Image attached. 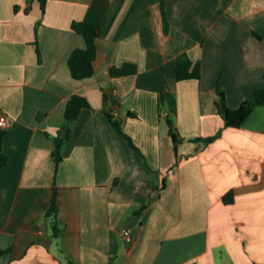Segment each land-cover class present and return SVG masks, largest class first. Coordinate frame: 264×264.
<instances>
[{
  "label": "crops",
  "instance_id": "1",
  "mask_svg": "<svg viewBox=\"0 0 264 264\" xmlns=\"http://www.w3.org/2000/svg\"><path fill=\"white\" fill-rule=\"evenodd\" d=\"M76 21L100 27L94 75L81 81L68 65L85 47ZM184 54L199 79L177 81ZM127 63L134 74H111ZM262 88L264 0H47L44 11L0 0V264H264V105L235 129L217 106L218 89L237 109ZM75 94L91 109L56 171ZM54 191L58 238L46 217Z\"/></svg>",
  "mask_w": 264,
  "mask_h": 264
},
{
  "label": "trees",
  "instance_id": "2",
  "mask_svg": "<svg viewBox=\"0 0 264 264\" xmlns=\"http://www.w3.org/2000/svg\"><path fill=\"white\" fill-rule=\"evenodd\" d=\"M40 2L41 8L44 11L47 0H38ZM163 10V20L165 32L169 29V23L166 18V13L164 9V2H162ZM72 29L80 34L85 41L84 48L75 49L68 60L69 69L73 79L81 81L91 78L94 75V62L97 57V47L96 40L100 34V27L93 23L87 22H74L72 24ZM136 66L133 64H125L121 68L113 67L111 68V74L113 76H124L134 74L136 72ZM201 76L200 63L193 64L189 59L187 54L181 55L177 60L176 66V79L177 81H183L188 79H199ZM219 101L217 103L219 112L224 116L227 128H240L245 120L250 116L254 109L258 106L264 105V88L257 90L253 95L248 96L241 106L237 109H231L228 107L226 102V96L224 91L218 89ZM83 109H91V105L88 99L84 96L75 94L68 100L65 109L62 111L63 123L62 131L64 135L59 136L55 139V148L52 152V158L54 160L55 168L63 160L62 148L70 140L73 126ZM106 115L108 116L112 126L117 130V132L124 138L127 139L130 146L137 149L134 146L131 138L128 137L122 128V122L118 117L112 114L111 109L106 110ZM166 123L169 127V133L174 139L175 143L181 142L177 130L175 128V122L170 116L166 117ZM221 133L217 135L204 139L203 142L209 144L215 139L219 138ZM6 137L5 129L0 128V150L3 148L4 139ZM0 164L4 166L6 164V156H0ZM232 193H229L224 197V202H232ZM58 206H57V195L54 191V196L52 201L46 211V217L52 219L53 226V236L58 238L62 233V228L57 220ZM67 264H73L68 262Z\"/></svg>",
  "mask_w": 264,
  "mask_h": 264
},
{
  "label": "built area",
  "instance_id": "3",
  "mask_svg": "<svg viewBox=\"0 0 264 264\" xmlns=\"http://www.w3.org/2000/svg\"><path fill=\"white\" fill-rule=\"evenodd\" d=\"M112 114L115 115L116 117H118L119 111L115 109L112 111ZM6 126H7L6 116L3 114L2 115L0 114V128L5 129ZM124 235H125L127 241H131L132 234L130 233V231H126L124 233Z\"/></svg>",
  "mask_w": 264,
  "mask_h": 264
}]
</instances>
